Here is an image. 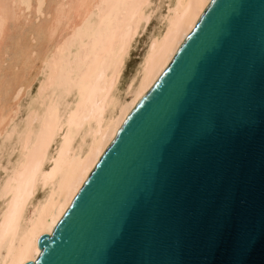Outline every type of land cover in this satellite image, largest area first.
Returning a JSON list of instances; mask_svg holds the SVG:
<instances>
[{
	"label": "water",
	"instance_id": "obj_1",
	"mask_svg": "<svg viewBox=\"0 0 264 264\" xmlns=\"http://www.w3.org/2000/svg\"><path fill=\"white\" fill-rule=\"evenodd\" d=\"M26 264H264V0H211Z\"/></svg>",
	"mask_w": 264,
	"mask_h": 264
},
{
	"label": "bare ground",
	"instance_id": "obj_2",
	"mask_svg": "<svg viewBox=\"0 0 264 264\" xmlns=\"http://www.w3.org/2000/svg\"><path fill=\"white\" fill-rule=\"evenodd\" d=\"M210 1L168 0L121 88L154 0H0V264L38 258Z\"/></svg>",
	"mask_w": 264,
	"mask_h": 264
},
{
	"label": "rangeland",
	"instance_id": "obj_3",
	"mask_svg": "<svg viewBox=\"0 0 264 264\" xmlns=\"http://www.w3.org/2000/svg\"><path fill=\"white\" fill-rule=\"evenodd\" d=\"M167 3H168V0H166V1L165 0H163V1L162 0H154V4H155L154 13H156V14H154V13L152 14L153 16L151 17L149 24H147V26L145 25L146 29H145V27L143 28L142 32L140 33V35L138 36V38L134 44V47L130 53L127 65H126L125 70L122 74L121 84H120L121 88H123L125 86L127 80L130 78L135 67L139 63L141 56H142V50L145 48L144 44L146 45V42H147L150 34L155 31L157 24H158V20H159L158 17H160V15L164 12ZM154 4H153V7H154ZM159 5H160V7H159ZM164 6H165V8H164ZM154 15H156L155 18H154ZM155 19L156 20L158 19V20L156 21ZM25 100L23 102H25Z\"/></svg>",
	"mask_w": 264,
	"mask_h": 264
}]
</instances>
